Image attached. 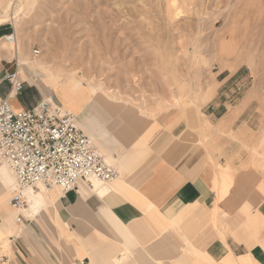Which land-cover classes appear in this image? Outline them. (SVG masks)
Wrapping results in <instances>:
<instances>
[{"label":"crops","instance_id":"0c3cea01","mask_svg":"<svg viewBox=\"0 0 264 264\" xmlns=\"http://www.w3.org/2000/svg\"><path fill=\"white\" fill-rule=\"evenodd\" d=\"M11 33L0 24V98L29 108L43 92L18 53L1 45ZM16 69L24 80L18 94L5 78ZM245 97L232 110L221 100L206 121L227 127ZM73 114L118 177L95 190L82 181L71 191L52 189L37 213L16 217L0 181V231L9 242L2 264H264V180L212 156L195 140L196 120L145 117L94 97Z\"/></svg>","mask_w":264,"mask_h":264},{"label":"rangeland","instance_id":"374dc122","mask_svg":"<svg viewBox=\"0 0 264 264\" xmlns=\"http://www.w3.org/2000/svg\"><path fill=\"white\" fill-rule=\"evenodd\" d=\"M6 23L30 61L34 49L38 58L55 55L58 66L89 73L97 89L120 94L114 102L100 91L90 98L140 115L137 107L145 106L149 114L142 116L159 120H196L195 140L212 156L254 169L264 180V0H26L19 24ZM24 68L43 98L62 110L76 112L88 101L66 104L63 87L43 85L48 71ZM237 84L242 90L231 94ZM245 95L238 118L227 127L204 126V114L221 100L232 110ZM0 248L2 264L7 248Z\"/></svg>","mask_w":264,"mask_h":264},{"label":"built area","instance_id":"2783aa9c","mask_svg":"<svg viewBox=\"0 0 264 264\" xmlns=\"http://www.w3.org/2000/svg\"><path fill=\"white\" fill-rule=\"evenodd\" d=\"M5 38L14 42V33ZM32 54L37 56L39 50ZM5 78L14 94L21 92L24 80L17 69ZM235 87L231 94L242 90V85ZM0 163L9 167L15 178L16 189L8 200L14 209L24 203V189L67 192L79 181L94 189L96 181L108 186L119 173L115 163L102 157L93 140L78 128L76 116L46 99L29 108L14 109L8 97L0 98Z\"/></svg>","mask_w":264,"mask_h":264},{"label":"bare ground","instance_id":"6f19581e","mask_svg":"<svg viewBox=\"0 0 264 264\" xmlns=\"http://www.w3.org/2000/svg\"><path fill=\"white\" fill-rule=\"evenodd\" d=\"M17 1H18V3L15 4V6H12L11 2L8 3L9 1H7V0H4V2L1 3L3 10H1V12H0V24L5 22V21H8V20L12 21L14 24H19L18 22H19L21 15H22L23 2L26 0H17ZM1 45L3 47H5L7 50H9L11 52L10 54H12V55H13V53H18L17 49H19V52L21 53V63L23 65H28V66L34 67V68L40 67V68L48 71L49 72V76L47 78L48 83L47 84L44 83L43 85L46 88H48L49 90H51L50 82H54V84L56 86L59 84V87H61V88L63 87L64 88L63 93H64L66 104H69V105L71 104V105L75 106L74 102H75L76 98L77 99L80 98L81 101H86L90 98V94H92L93 92H96V91H100V93L103 96H105V98L107 100H109L110 102H114L117 99H120L119 98L120 94L118 93L119 91L114 92L112 90H109L108 88L97 89L96 85L93 83L94 78L92 77V75L88 76L89 73H87V75H85L83 72L77 71L76 68L68 69V67L58 66L56 64V56L55 55H52V57H50L49 59H46L44 56H42L41 58H38L37 56H35L36 57L35 60L30 61V58L28 56V51L24 50L23 46L19 47V41H18V38H17L15 33H14V42L3 41V42H1ZM52 47H53V45H52ZM2 49H4V48H2ZM86 76H88V77H86ZM83 81H85L87 83V86H88L87 89L82 88V82ZM44 86H42V87H44ZM181 95H183V94H181ZM247 98H248V96L246 95V97L242 101V104H244L247 101ZM45 99L48 101H52L51 97H49V96L46 97ZM175 99L177 102H180L182 100V97L179 96ZM137 108L139 109V112L142 115H144L146 113L145 106L140 105ZM66 112L74 113L72 111H67V110H66ZM157 113H158V111H157ZM146 114H149V112ZM205 125L206 126H208V125L212 126V124L206 120H205ZM199 126H200V124H199ZM208 129H209V127H208ZM208 129H207V131H210ZM0 181L3 183L5 190L8 192V197L6 199L5 207L12 213V215H14L13 217H16V214L20 211H24V213L26 215H31L33 213L35 214L41 209V207L44 206L45 203H47L48 200H51V198H52V193H51L52 189L45 190L42 188H40V189L27 188V189L22 190L24 203L19 208L14 209L8 204V200L10 199L12 192L16 189V182L14 180V175L11 172V170L9 169V167H7L3 163H0ZM98 184H99V182L96 181L94 183V186H96ZM102 193H103V191H102ZM25 209H27V210L25 211ZM1 235H2V232L0 231V236ZM0 241H1L0 242L1 247L8 248L9 242H8V238L6 236L4 238H2ZM238 261L241 264H248L250 262V259L249 258H239Z\"/></svg>","mask_w":264,"mask_h":264}]
</instances>
